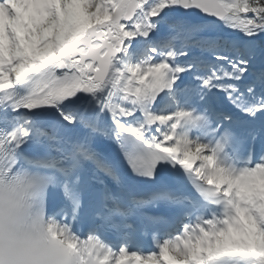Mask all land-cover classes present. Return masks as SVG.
Segmentation results:
<instances>
[{"label":"snow or ice","instance_id":"6c2138e0","mask_svg":"<svg viewBox=\"0 0 264 264\" xmlns=\"http://www.w3.org/2000/svg\"><path fill=\"white\" fill-rule=\"evenodd\" d=\"M0 264H264V0H0Z\"/></svg>","mask_w":264,"mask_h":264}]
</instances>
